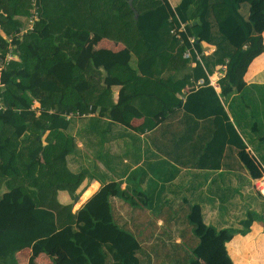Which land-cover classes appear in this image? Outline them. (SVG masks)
I'll list each match as a JSON object with an SVG mask.
<instances>
[{
    "label": "trees",
    "instance_id": "obj_1",
    "mask_svg": "<svg viewBox=\"0 0 264 264\" xmlns=\"http://www.w3.org/2000/svg\"><path fill=\"white\" fill-rule=\"evenodd\" d=\"M38 3L40 20L22 42L16 40L17 56L0 86V264H18L16 252L26 247L31 248L28 264L54 248L66 253L62 264H142L136 236L114 218L112 197L127 192L121 181H101L99 191L75 212L74 203L58 200L60 190L75 199L91 175L87 168L76 172L69 166L68 158L79 153L71 132L77 120L84 121L79 134L104 142L115 125L130 126L133 118L144 117V129L154 125L151 117L182 109L185 128L167 131L180 143L186 133L200 137L199 120L214 126L199 165L221 168L231 147L251 177L262 175L264 155L247 152L221 97L245 88L249 65L264 51V0H181L175 7L169 0H133L137 16L127 0ZM31 7L32 0H0V58L8 51L5 35L19 31ZM92 33L125 47L117 52L100 48L81 68L77 61ZM94 39L85 53L96 49L90 47ZM205 43L215 49L198 59ZM187 50L191 58L184 57ZM223 66L218 93L209 75ZM201 78L205 83L197 86ZM72 112L78 115L67 118ZM175 155L183 154L178 149ZM186 218L194 241L173 264H235L226 243L235 234L249 233L261 216L248 210L238 227L219 229L206 223L201 206L193 204Z\"/></svg>",
    "mask_w": 264,
    "mask_h": 264
},
{
    "label": "crops",
    "instance_id": "obj_2",
    "mask_svg": "<svg viewBox=\"0 0 264 264\" xmlns=\"http://www.w3.org/2000/svg\"><path fill=\"white\" fill-rule=\"evenodd\" d=\"M180 1L169 0L173 7ZM92 37L95 39L90 47H97L85 53ZM205 46L206 54L215 49L206 43ZM124 47L121 42L92 33L77 63L84 68L98 49L117 52ZM213 74V86L220 93L219 68ZM244 81L246 86L242 91L221 97V101L230 120L236 122L235 127L247 144V152L263 158L264 51L251 62ZM119 88H114L115 99ZM188 89L186 87L184 92ZM179 96L184 98V95ZM35 106L38 108L40 104L35 102ZM183 116L186 115L182 109H175L164 117H151L154 125L144 129L145 118L135 117L130 126L115 125L108 129L104 142L99 136L79 134L84 121H75L71 132L76 135L79 153L68 158L69 166L76 172L87 168L91 175L83 180L75 199L69 191L60 190L59 202L74 203L75 212L99 191L101 181H121V188L127 189V192L126 197H112L114 218L136 236L142 264H173V258L179 256L178 253L183 254L187 244L194 241L186 218L193 204L201 206L206 223L219 229L238 227L246 212L253 210L260 214L261 219L253 222L249 233L235 234L226 243V248L235 264H264V196L253 188L255 178L242 167L236 150L232 151L231 147H227L224 153L221 168L199 165L197 160L203 152L205 139L212 137L214 126L205 119L199 120L200 124L196 127L200 137H190L192 134L186 133L188 137L180 143V137L167 131L185 128L186 124L181 122ZM178 149L183 155L176 159L175 152ZM38 160L44 162L41 155ZM163 161H168V164H163ZM173 173H176L175 177L168 180ZM93 187H96L95 191L80 203L81 197ZM30 255L29 247L17 251L18 264H28ZM46 256V264H62L67 259L62 249L54 248L49 253H41L35 259V264H39L41 257Z\"/></svg>",
    "mask_w": 264,
    "mask_h": 264
},
{
    "label": "built area",
    "instance_id": "obj_3",
    "mask_svg": "<svg viewBox=\"0 0 264 264\" xmlns=\"http://www.w3.org/2000/svg\"><path fill=\"white\" fill-rule=\"evenodd\" d=\"M40 10L41 8H40V4L38 3V0H32V7L30 9V15L25 17V19L23 20V25L20 27L19 31L11 35H5V38L8 41V51L6 52L5 55H3L0 58V86L3 85L2 83L3 72L7 69L10 62L13 61L17 56V52H18L17 45L18 44L16 45V40H18L19 42H22L24 39V35L27 32L32 31L34 29L35 24L40 20ZM189 40L191 42H194V37H189ZM204 53H205V48H203V50L197 54V58L200 59V56ZM184 57L185 58L192 57L190 50H187L184 53ZM225 69H226L225 66L219 68V74L221 77L225 75V71H224ZM215 74L209 75V84L212 86L215 85L214 79H212V76H214ZM204 83H205L204 79L201 78L197 81V86H201ZM75 115H78V114H75L73 112L69 113L67 114V118H70L71 116H75ZM261 169L263 173L260 177L255 178L253 180V187L255 188L257 192H259L261 195L264 196V168L261 167Z\"/></svg>",
    "mask_w": 264,
    "mask_h": 264
},
{
    "label": "water",
    "instance_id": "obj_4",
    "mask_svg": "<svg viewBox=\"0 0 264 264\" xmlns=\"http://www.w3.org/2000/svg\"><path fill=\"white\" fill-rule=\"evenodd\" d=\"M127 1L129 3V6L133 9V11L135 12V15L137 16L138 12H137L136 8L133 5V0H127Z\"/></svg>",
    "mask_w": 264,
    "mask_h": 264
},
{
    "label": "rangeland",
    "instance_id": "obj_5",
    "mask_svg": "<svg viewBox=\"0 0 264 264\" xmlns=\"http://www.w3.org/2000/svg\"><path fill=\"white\" fill-rule=\"evenodd\" d=\"M247 6V5H246ZM246 6H244V8L246 7ZM25 19V18H24ZM23 19V20H24ZM37 106H38V104H37ZM37 106H35V107H37ZM254 188V187H253ZM255 189V188H254ZM46 260H47V256L46 257H41V259H40V262H39V264H46ZM49 264V263H48Z\"/></svg>",
    "mask_w": 264,
    "mask_h": 264
}]
</instances>
